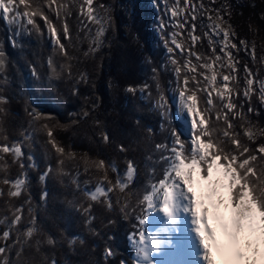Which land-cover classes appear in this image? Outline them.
<instances>
[{"label": "trees", "instance_id": "16d2710c", "mask_svg": "<svg viewBox=\"0 0 264 264\" xmlns=\"http://www.w3.org/2000/svg\"><path fill=\"white\" fill-rule=\"evenodd\" d=\"M63 2L69 3L70 0ZM28 3L32 7L27 10L31 11L36 4H43V0H28ZM80 3L81 0L71 3V15L68 17L70 40L63 36L62 25L57 23L55 13L44 7L45 14L56 24L67 55L55 44L54 37L39 16L35 20L40 31L27 24L18 30L17 25L9 27L0 18V47L4 49L7 61L6 69L0 75V95L7 98V103L0 105L3 109L0 111V144L21 142L25 156L31 153L37 165L29 167L24 159L25 167L21 168L10 153L0 154V189L4 192L0 195V246H8L0 259L8 260L9 264H51L52 259L58 264H125L130 254L127 237L133 230V215L141 212L138 210L140 206L136 205L151 183L162 178L166 166V162L158 161L162 150L156 145L165 141L169 126L163 129L165 122L155 101L163 94L170 103L168 88L177 79L170 57L174 56L181 68L189 57L175 48L172 54H166L165 47L157 38L152 24L158 15V6L161 8L160 1L94 0V6H107L103 15L111 16L106 33L99 38L102 44L94 52H89V49L98 25L79 15ZM203 3L206 10L211 6L225 5L230 22L237 31V44L248 37V21L255 22L264 30V0H215L214 3L203 0ZM20 10L23 12L24 6L21 5ZM159 11L163 16V9ZM201 15L204 14L198 12L195 21L189 19L187 25L179 27L181 46L185 51L191 48L193 55L190 59L196 65L212 54L213 47L200 25ZM184 16L190 17L191 14L185 12L182 17H176L181 24ZM193 22L196 24L195 35L200 37L194 45L189 36V25ZM196 54L201 56V61L196 60ZM236 55L238 61L231 80L232 96L234 102L242 106L237 111L242 110L245 116L243 120L233 119L235 128L227 130L239 132L241 142L255 149L264 144V102L255 83L249 97L243 96L247 77L243 69L247 65L254 78L260 79L262 67L257 56L250 59L239 51ZM197 68L201 70L199 66ZM82 74H86V80H81ZM186 74L181 69L179 79L182 81ZM195 75L203 82L198 72ZM146 82L148 91H140L138 86ZM129 87L135 91H128ZM237 90L240 93L238 97ZM207 91L204 85V91L196 93L202 115H205L203 108ZM211 93L213 108L209 126L215 127L223 138L226 125L222 116L220 121H216L214 115L221 107L220 100L217 94ZM249 107L252 112H248ZM33 109L45 116L50 114L52 118L33 124L30 115ZM84 112L89 113L87 118H83ZM172 118L177 124L176 116ZM248 121H251L254 141L244 134L249 129ZM43 123L52 127L57 143L66 150L64 156L56 153L48 143L46 130L41 127ZM25 133H31V136L25 139ZM103 133L109 136L107 143L102 140ZM68 152H74L75 159H70ZM260 155L264 154H258V168L264 162L259 159ZM60 159L64 160L63 165L59 164ZM99 159L114 162L120 177L125 173L128 160L134 162L137 171L125 190L121 191L116 186L106 196L93 201L85 188L91 191L104 179V172L95 167ZM49 165L51 172L46 180H41V174ZM25 174L27 182L22 195L9 197L10 185L4 184L3 180H14ZM107 178L115 185L118 173L108 168ZM45 190L48 196L41 199ZM109 198L111 207L108 206ZM21 205L24 207L21 225L11 226V236L5 241L2 233L9 230L13 213ZM29 208L32 209L31 215ZM125 211L128 212L127 217ZM31 216L36 218L39 232L31 241L25 242L18 229L27 225ZM17 236L21 237L20 244L14 243ZM49 237L56 241L55 245L47 244ZM74 237L79 239L70 245L69 241ZM36 241H40L39 250ZM109 247L114 255L106 258L105 250Z\"/></svg>", "mask_w": 264, "mask_h": 264}, {"label": "snow or ice", "instance_id": "6c2138e0", "mask_svg": "<svg viewBox=\"0 0 264 264\" xmlns=\"http://www.w3.org/2000/svg\"><path fill=\"white\" fill-rule=\"evenodd\" d=\"M74 0H70L69 3H60L57 0H43V4H36L35 8L31 11L27 10L32 7L28 0H0V18H2L6 24L11 27L17 25L18 30L23 28L24 24L31 25L36 31H40L39 25L36 23L35 17L39 16L43 19L47 26L49 34L55 38V44L59 46L61 51L67 55L65 45L61 43L60 35L57 34L56 24L49 18L44 12L46 6L49 10L53 11L56 16L57 23L62 25L63 36L66 39H71L70 28L68 24V17L71 15V3ZM214 3L215 0H212ZM174 4L177 7L171 9V17H176L183 9L179 7L180 0H174ZM24 6L25 10L21 12L20 6ZM167 4L165 8L167 9ZM184 7L191 12V16H184L183 23L180 27H184L191 21L197 19V13L206 14L209 20V24L205 27L210 29L212 35L220 38L221 41V54H216L215 47L212 48V56L204 60L202 64L191 65V56L193 55L191 48L187 51L177 43V33L173 31L171 33V44L175 46V49H179L180 53L189 57L185 61V67L188 74H186L181 81V67L177 66L178 61L171 56V63L174 66L173 71L176 76V91L173 97V101L177 104L176 118L188 121L186 132L178 130H172L170 132L171 143L157 144L156 148L162 150L161 160L166 162V166L163 170V176L159 180L153 182L149 186V190L143 196L140 201V205H145L141 208L140 214L136 215L137 224L134 225L135 231L128 234V241L134 249V264H160L156 259V254L164 253L167 248L175 247L173 245L172 237L174 233L181 232V238L179 244L184 246L187 242L191 241L189 232L195 234V241L191 243L192 254L198 261H202L203 264H217V260L214 258V250L222 257L227 256L228 259L241 260L244 258V253L240 249L241 234L259 233L261 240H264V165H257L258 154H264V144H260L258 148L252 149L249 145L241 142L240 133L233 131L229 132L227 129H234L233 119H244L245 114L243 111H237L242 106L234 102L232 96V89L229 87V81L236 71V62H233V53L231 49H237L236 43L229 44L230 34L229 31L221 29L220 25L214 22L212 12H223L224 9H205L203 0L198 2H190V0H184ZM63 10V16L61 15ZM107 10V6L99 4L94 6V0H81L79 4V15L86 16L88 22L99 25L96 36L93 38L92 46L89 52H94L99 49L102 44L100 37H103L106 33L107 25L111 23V16L107 17L102 13ZM217 20L223 19V16L218 15L215 17ZM191 31L189 36L192 44L194 45L200 40V37L195 35L196 24L193 22L190 25ZM204 35L208 36L209 43L214 44L212 35L209 32H205ZM241 46L246 45V41L240 42ZM15 46V42L13 41ZM227 50V51H226ZM245 50L247 48L245 47ZM169 54L174 52L173 47H168ZM89 53H86V55ZM254 54V49H253ZM196 60L201 61V56L196 54ZM227 60L229 63L225 64ZM216 62H220V68H227L229 74L222 76V83L220 87H217V73L214 69ZM51 65L52 61H48ZM6 53L2 47H0V75H3V70L6 69ZM199 66L202 69L211 71V75L207 72L198 73L203 77V82L196 78V69ZM246 77V86L243 90V96L248 98L252 91V85L254 80L251 70L244 66ZM155 71V69L153 70ZM35 75V69H33ZM6 79V77H5ZM81 80H86V74H82ZM191 80V84H190ZM204 85L209 88L216 89V94L220 100V109L215 111V120L220 121L221 116L226 125V130L222 132V137L218 135V130L215 127L209 126V120L211 119L213 99L211 91L206 93V105L203 108L205 115H201V110L197 107V91H204ZM148 85L144 88L147 89ZM159 87V86H157ZM128 91H135L134 88L129 87ZM78 92V89L76 90ZM191 92V94H187ZM237 97L240 95L239 91L236 92ZM259 96L262 102H264V80L260 81ZM7 98L0 95V105L6 104ZM163 114L169 112L168 99L161 94L156 105ZM0 111H3L0 108ZM251 107L248 108V112H252ZM32 116V123L35 124L41 119H51V115H43L36 110L30 112ZM75 115V114H72ZM88 112L83 113V118H87ZM231 117V119H230ZM73 123H77L73 120ZM99 123V121H97ZM249 129L244 133L249 140H255V135L251 130V121H248ZM46 130L48 137V143L52 145L55 152L64 156L66 150L63 146L57 143L54 136L52 127L48 123L41 125ZM151 131V129H149ZM31 133H25V139L29 138ZM182 136L184 139H182ZM102 140L107 143L109 136L107 133L102 134ZM121 151L124 150L123 145L120 146ZM11 154L15 163H19L21 168L25 167L24 159L28 161L29 167H37L35 164V157L29 153L25 156L23 151V145L21 142L13 144L3 143L0 144V154ZM70 159H75L74 152H68ZM23 158V159H22ZM2 159V156H0ZM259 159L264 161V155H260ZM59 164L63 165L64 160L60 159ZM95 167L98 171L104 172V179L91 191L85 188L86 194L91 200L96 201L98 198L106 196L113 188L118 186L121 191L128 187V182L134 178V174L137 171L133 161L128 160L125 173L122 177L119 176L118 166L114 162H106L104 159H99L95 162ZM111 168L113 172L118 173V179L116 184L113 185L107 178V169ZM222 168L223 177L226 183H223L219 179H214V170ZM51 165L47 170L41 174L40 179L46 180L48 174L51 172ZM155 170H153L154 173ZM199 173L203 181H207V201L197 198V193L194 191V184L196 182V175ZM107 181V186H105ZM27 175L18 177L14 180L5 178L3 183L10 185L7 195L9 197H20L24 188L26 187ZM3 189H0V195H3ZM48 196L47 190L42 193L41 199H46ZM30 202V201H29ZM140 205H137L139 207ZM210 205L212 209H215L213 215L217 221H221L223 228V235L227 237V241L221 243L217 237V233L213 230V227L209 223L210 218ZM231 207L230 225L223 223L224 217L220 214L219 209L221 206L227 211L228 206ZM108 206L111 207V199H108ZM125 209L128 205L125 204ZM29 214L31 215L32 209L29 208ZM136 211L135 208L132 209ZM163 213L166 218L163 221L160 220L158 215L152 214ZM127 217L128 212H124ZM24 215L23 205L16 208L11 219L9 230L2 233L5 241L11 236V226H20ZM6 219V218H5ZM94 219V217L92 218ZM191 224L189 229L188 225ZM183 225V231H182ZM155 226V230L152 227ZM23 234L25 242L31 241V239L38 234L39 229L37 221L34 216H31L27 225L18 229ZM78 237H74L69 241L70 245H74L78 240ZM15 244L21 243V237L17 236ZM56 241L49 237L47 244L55 245ZM82 243V241H81ZM37 250H39L40 241H36ZM197 246L198 249L197 250ZM7 244L0 246V257H3L7 252ZM23 251V247H21ZM258 251V250H257ZM19 256L20 253L18 252ZM114 255L112 249L109 247L105 250V257ZM0 264H9L6 259H0ZM51 264H58L55 259L51 260ZM123 264V262H122Z\"/></svg>", "mask_w": 264, "mask_h": 264}, {"label": "rangeland", "instance_id": "374dc122", "mask_svg": "<svg viewBox=\"0 0 264 264\" xmlns=\"http://www.w3.org/2000/svg\"><path fill=\"white\" fill-rule=\"evenodd\" d=\"M159 1H160V4H161V8L163 9V16H161V13L159 11L161 8L158 6V8H159L158 15L154 18L152 27L155 29V33H156L157 38L159 39V41L161 40L162 45L165 47V53L167 54L168 53V51H167L168 47L175 48V46L171 44V39H170L171 33L173 31H175L177 33V38H176L177 39V43H179L181 45L180 38H181L182 35H181L180 30H179V27H180L179 25L181 24V22L176 17L180 18V17H182L184 15L185 12H189V11L184 7V0H180L179 7L181 9H183V11H181L176 17H171V15H170L171 9L173 7H177V5L174 4V0H159ZM190 2H192V1L190 0ZM165 4H167V6H168L167 9L165 8ZM154 5H155V3H154ZM155 8L157 9L156 5H155ZM209 9H224L223 12L217 13V12L213 11L211 14H212V16L214 18V22L219 24L221 29L229 31V34H230L229 44H231V43H236L237 44V42L235 40L236 35H237V31L235 30V27L230 22L229 14L227 12V8L225 7V5L224 4H220L218 7L211 6V7H209ZM189 13L191 14V12H189ZM218 15L223 16V19H221V20L215 19V17L218 16ZM260 15L263 17V13L260 12ZM201 16L203 17V19L200 20L199 22H200V25L203 28L202 30H204L203 32L204 33L205 32H209V34L212 35L211 32H210V29L205 27V25L209 24V20H208L207 15L204 14V15H201ZM93 24H95V23H93ZM98 28H99V25H98L97 29ZM247 30H248L247 31L248 32L247 33L248 37H244L243 39L240 40V42L242 40L246 41V45L245 46H241V44L239 42V44H237V46H238L237 49H231V51L233 53V62H236V68H237L238 57H237L236 54H237L238 51L242 52L244 55H246L250 59H252V58L255 59L256 56H257V59L259 60V64L262 67V72L263 73H262V76H261L260 79H257L256 76L254 78L253 74H252L251 78L254 80L255 86H256V88L259 91L260 81L264 80V30L262 28H260L255 22H253L251 20L248 21ZM54 39L55 38H53V40ZM212 39H213V41H215V43L212 44V46L215 47L216 54L220 55L221 54V41H220V38L215 36V35H212ZM208 41H209V38H208ZM245 47L247 48V50H245ZM253 49H254V54H253ZM177 50H179V49H177ZM210 56H212L213 59H214L213 54H211ZM187 59H189V58H186L185 61ZM207 59H208V57H207ZM185 61H184V64L182 65L181 69H184V71L186 73H188L187 72V68L184 66L185 65ZM224 63L227 64V63H229V61L225 60ZM219 64H220V62H216L215 66H214V69H213L217 73V87L221 86L222 76L225 75V74H229L227 68H223L222 69V68H220ZM193 65H196V63L193 60H191V65H188V68L192 67ZM202 71L207 72L208 75H211V71H209V70H205V69H202V68H201V70H199L198 68L196 69V72H198V73H200ZM201 78L203 80V77H201ZM231 80L232 79H230V81H229V87L230 88H231ZM145 85H148L147 82H146V84H143L142 86H138V89L140 91H142L143 89H144L143 91H148V89L144 88ZM245 86H246V84H245ZM206 89L208 91H211L214 94H216V89L209 88L207 85H206ZM175 91H176V85L175 84L171 85L168 88V95L170 97L169 112L165 115L160 110V114L163 115L162 116L163 117V121L165 122V124L163 123L164 124L163 125V129H165L167 127V125L169 126V131L164 136V140L165 141L162 144H164L165 142L169 143V144L171 143L170 132L172 130H178V131H181V132H186V130H187L188 121L181 120V119L177 118L178 119V123L175 124L174 121H173V118H172L173 115H175L176 111H177V104L173 101V97L175 95ZM187 94H191V92H188ZM158 99H159V97L155 101V106L157 105ZM197 107H198V105H197ZM182 139H184L183 136H182ZM160 158H161V156L158 158V161H162ZM262 163L264 165V162H262ZM214 171L218 172L220 174L219 175L220 180L223 183H226V180L223 177V169L222 168H218V169H216ZM196 179H197V182H198V186H197L198 190H196L197 191L196 193L198 195L201 194L203 196L204 192L206 191V188H207L206 187V182L201 179L199 173H197ZM140 201L138 202L137 205H140ZM143 207H145V205H140L138 210L141 211V208H143ZM230 209H231V207H230ZM136 215H138V214L133 215V218H134L135 221L132 223V225H133V230L132 231L136 230L134 228V225L137 224V220L135 218ZM156 215H158L160 217L161 221L166 219L163 216V213L152 214L150 216V219H152V217L156 216ZM152 230L153 231L155 230V226L152 227ZM132 231H130V232H132ZM128 243H129V247H130V254L128 255V259L126 260L125 264H134V249H133V246L130 244L129 241H128ZM263 243H264V240H263ZM156 259L160 262V264H168L166 259L163 258V257H160L159 254H156Z\"/></svg>", "mask_w": 264, "mask_h": 264}, {"label": "bare ground", "instance_id": "6f19581e", "mask_svg": "<svg viewBox=\"0 0 264 264\" xmlns=\"http://www.w3.org/2000/svg\"><path fill=\"white\" fill-rule=\"evenodd\" d=\"M219 173L214 171V179H219ZM206 182V187L208 182ZM198 182L194 184V191L198 190ZM197 198L204 199L207 201V188L204 192V195L197 194ZM210 218L209 223L213 227V230L217 233L218 239L221 243L227 241V237L223 235V228L221 226L222 222L217 221L213 215L215 209H212L210 205ZM220 214L224 217L223 223H228L230 225V217H231V209L228 206L227 211L223 206L219 209ZM189 229L191 228V224L188 225ZM183 231V225H182ZM189 236H191V241L187 242L184 246L179 244V240L181 238V232H177L173 234L172 241L175 247H169L166 249L164 253H160L159 256L166 259L168 264H203L202 261H198L196 257L192 254L191 251V243L195 241V234L189 232ZM240 249L244 253V258L241 260L228 259L227 256L222 257L219 253L214 250V258L217 260V264H264V243L263 240L260 239L259 233H242L241 241H240ZM197 250L198 246H197ZM258 250V251H257Z\"/></svg>", "mask_w": 264, "mask_h": 264}]
</instances>
